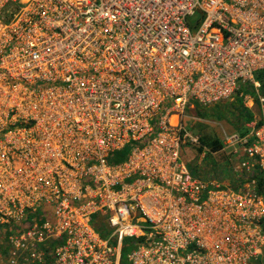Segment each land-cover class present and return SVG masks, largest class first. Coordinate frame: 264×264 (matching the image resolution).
I'll list each match as a JSON object with an SVG mask.
<instances>
[{
    "label": "built area",
    "instance_id": "obj_1",
    "mask_svg": "<svg viewBox=\"0 0 264 264\" xmlns=\"http://www.w3.org/2000/svg\"><path fill=\"white\" fill-rule=\"evenodd\" d=\"M259 72L264 0H0V264H258ZM246 85L245 181L194 177L191 101Z\"/></svg>",
    "mask_w": 264,
    "mask_h": 264
},
{
    "label": "rangeland",
    "instance_id": "obj_2",
    "mask_svg": "<svg viewBox=\"0 0 264 264\" xmlns=\"http://www.w3.org/2000/svg\"><path fill=\"white\" fill-rule=\"evenodd\" d=\"M247 87L249 85L240 89L239 97L209 107L191 101V108L186 110L182 119L187 135L182 157L194 177L233 188L241 186L245 181L247 174L243 167L246 160L243 148L228 145L227 137L233 134L244 136L242 132L249 122L241 123V110L248 109L252 116L255 112L260 113L257 94L254 89L247 92ZM246 95L253 98V107L245 102ZM215 140L223 144V149L218 153H212L210 148ZM261 259L264 261V258Z\"/></svg>",
    "mask_w": 264,
    "mask_h": 264
},
{
    "label": "trees",
    "instance_id": "obj_3",
    "mask_svg": "<svg viewBox=\"0 0 264 264\" xmlns=\"http://www.w3.org/2000/svg\"><path fill=\"white\" fill-rule=\"evenodd\" d=\"M194 28H195V26L192 25V29H194ZM255 78L261 84L260 93L264 97V72L257 73ZM247 88H248L247 92H249V90H253V87H251V86H249ZM239 93L240 92H238V94H237L238 97H239ZM197 107H200V106L197 105ZM239 117L241 118V123H247V122L251 121L252 113L248 109L244 108L243 111L241 110V114L239 115ZM243 126H244V124H243ZM242 133H243L242 135H244L246 133V129ZM210 148H211L212 153H218L223 149V144L219 140H215L211 144ZM130 151H131V146H128V147L124 148L123 150L112 154L108 159V163L109 164H118V163L124 162L128 158ZM181 155H182V152H181ZM182 159H183V157H182ZM251 180L256 181V187H257L258 193L264 197V171H261L259 168L256 167L253 170V176H252ZM242 182H243V180H242ZM98 229L100 231H103L104 226L102 223H100L98 225ZM4 246L5 245H0V248H3ZM128 252H129V247H127V245H126L122 250V262H121L122 264H124L126 262V256H127ZM263 258H264V256H263ZM258 264H264V261H262V259H261Z\"/></svg>",
    "mask_w": 264,
    "mask_h": 264
},
{
    "label": "crops",
    "instance_id": "obj_4",
    "mask_svg": "<svg viewBox=\"0 0 264 264\" xmlns=\"http://www.w3.org/2000/svg\"><path fill=\"white\" fill-rule=\"evenodd\" d=\"M238 94V93H237ZM237 94H236V96H237Z\"/></svg>",
    "mask_w": 264,
    "mask_h": 264
}]
</instances>
